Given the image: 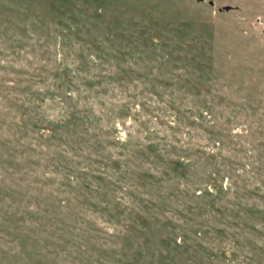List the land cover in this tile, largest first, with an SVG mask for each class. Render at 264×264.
Segmentation results:
<instances>
[{
  "label": "rangeland",
  "instance_id": "obj_1",
  "mask_svg": "<svg viewBox=\"0 0 264 264\" xmlns=\"http://www.w3.org/2000/svg\"><path fill=\"white\" fill-rule=\"evenodd\" d=\"M228 263L264 264V0H0V264Z\"/></svg>",
  "mask_w": 264,
  "mask_h": 264
},
{
  "label": "trees",
  "instance_id": "obj_2",
  "mask_svg": "<svg viewBox=\"0 0 264 264\" xmlns=\"http://www.w3.org/2000/svg\"><path fill=\"white\" fill-rule=\"evenodd\" d=\"M210 186H211V188H213V190L217 189L216 184H215L214 182H211ZM214 187H215V188H214ZM177 247L183 249L185 246H184V245H177ZM220 255L224 256L225 259L230 260V261L233 262L232 258H231L230 256L228 257L229 254L227 253V251H225L224 254H222V252H221ZM225 255H226V257H225ZM212 257H213V256H212ZM172 262H174V261H172ZM228 264H229V263H228Z\"/></svg>",
  "mask_w": 264,
  "mask_h": 264
},
{
  "label": "water",
  "instance_id": "obj_3",
  "mask_svg": "<svg viewBox=\"0 0 264 264\" xmlns=\"http://www.w3.org/2000/svg\"><path fill=\"white\" fill-rule=\"evenodd\" d=\"M197 1H198V2H202L203 0H197ZM209 4L212 5L213 3L210 2ZM227 10H229V8H226V11H227Z\"/></svg>",
  "mask_w": 264,
  "mask_h": 264
}]
</instances>
